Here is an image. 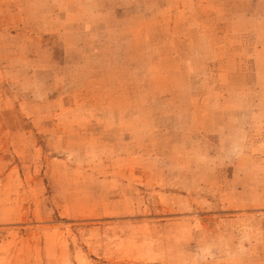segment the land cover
<instances>
[{"label":"rangeland","instance_id":"obj_1","mask_svg":"<svg viewBox=\"0 0 264 264\" xmlns=\"http://www.w3.org/2000/svg\"><path fill=\"white\" fill-rule=\"evenodd\" d=\"M0 264H264V0H0Z\"/></svg>","mask_w":264,"mask_h":264}]
</instances>
